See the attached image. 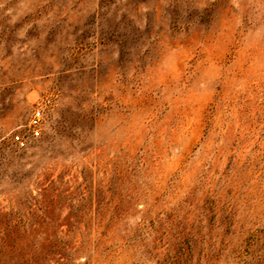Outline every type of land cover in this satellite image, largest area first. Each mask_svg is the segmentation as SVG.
Masks as SVG:
<instances>
[{
  "label": "rangeland",
  "instance_id": "obj_1",
  "mask_svg": "<svg viewBox=\"0 0 264 264\" xmlns=\"http://www.w3.org/2000/svg\"><path fill=\"white\" fill-rule=\"evenodd\" d=\"M235 164L264 200V0H0V227L103 226L134 179V228Z\"/></svg>",
  "mask_w": 264,
  "mask_h": 264
},
{
  "label": "trees",
  "instance_id": "obj_2",
  "mask_svg": "<svg viewBox=\"0 0 264 264\" xmlns=\"http://www.w3.org/2000/svg\"><path fill=\"white\" fill-rule=\"evenodd\" d=\"M229 166L222 173L227 179L217 190L202 191L199 201L193 195L183 201L187 208L200 209L195 220L188 218L186 207L164 209L161 196L154 195L152 208L146 211L153 214L147 224L140 217L134 228L119 230L118 222L126 218L137 197L134 179H128L126 204L115 206L103 226H1L0 264H139L131 254L137 248L155 264H221V258L229 255L231 264H264V200L262 196L248 199L249 192L242 190L248 186L250 165L240 166V170H236L237 164ZM127 170L134 178L135 164ZM125 177L123 174L122 180ZM257 201L260 208L254 206ZM236 232L239 243L234 247ZM158 248L163 252L155 253ZM79 251L85 257L75 263Z\"/></svg>",
  "mask_w": 264,
  "mask_h": 264
},
{
  "label": "built area",
  "instance_id": "obj_3",
  "mask_svg": "<svg viewBox=\"0 0 264 264\" xmlns=\"http://www.w3.org/2000/svg\"><path fill=\"white\" fill-rule=\"evenodd\" d=\"M42 119H43V107L42 105L39 104L32 109V112L30 114L27 123L30 133L34 137L40 134ZM20 145H23V142H20Z\"/></svg>",
  "mask_w": 264,
  "mask_h": 264
}]
</instances>
